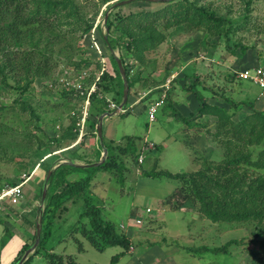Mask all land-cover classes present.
<instances>
[{"label": "rangeland", "instance_id": "rangeland-1", "mask_svg": "<svg viewBox=\"0 0 264 264\" xmlns=\"http://www.w3.org/2000/svg\"><path fill=\"white\" fill-rule=\"evenodd\" d=\"M75 1L80 11V18L70 17L68 22L65 21L60 25V32L66 33V36L64 42L58 45L61 57L58 61L59 66L53 74L48 78H36L30 91L23 97L0 80V122L4 117L8 126L5 132L0 133V195L7 185H13L35 172L24 185L25 194L22 202L30 201L28 190L34 187L36 178L40 177V180L44 181L47 170L55 160L62 156L79 158L77 152L73 151L76 146H73L82 138L81 133L84 134L86 130L85 120L90 116L95 122L100 114L96 108L90 109L89 99L83 100L82 97H77L76 92L85 89H88L89 94L93 92L102 72L108 71L114 76L117 75L112 59V55L115 54L104 40L106 32L104 17L117 0ZM190 1L202 5L211 14L223 16L227 24L230 21L241 22L239 29L232 35L230 45L217 36L209 35L207 24H198V19L185 21L181 26L174 25L168 29L163 27L165 40L157 49L144 50L142 59L117 48L115 53L125 56L131 76L143 78L142 76L147 74L152 83L144 86L141 79L133 87V94L127 103L130 113L107 117L104 122L105 136L106 124L112 120L110 125L117 142L104 137V143L112 144L113 152L126 165L127 168L123 166L122 170L124 179H121L122 175L117 176L116 167L112 171L90 168L85 172L93 175L95 184L92 186V191L96 203L102 209L103 217L112 222L117 231L131 238L130 247L126 250L120 245H109L104 250H98L92 246L81 231L76 230L78 226L89 222V219L84 214V201L73 197L65 201L66 208L63 211L56 213L51 235L45 243L46 249L52 247L57 253L72 255L81 264H251L253 260H264V245L249 242L252 238H257V233L260 231L258 221L254 219L212 221L191 202L174 208L166 203L167 198L165 200L162 198L174 191L179 181L165 175L141 174L142 168L148 171L156 168L185 172L212 167L223 160L225 150L235 153L240 150L244 152L247 146L256 144L246 143L239 134V128H235V123L245 119L250 122L256 121L252 118L253 111H250L247 105L243 104L235 108L236 111L231 116L232 124L229 126L235 128V131L232 132L233 129L229 131L222 125L221 131L224 136L219 138L214 135L221 122L218 116L200 113L198 115L200 121L197 119L198 121L194 122L203 123V126H195L184 119L171 118L170 112L180 110L182 115L188 116L198 103L196 104L194 97L196 95L186 90L187 85L193 83L195 78L202 79L207 75L210 76L205 86L219 90V93L212 96L211 90L205 89L204 85L199 88L210 104L230 108V103L219 94L232 95V98L238 102L255 97L259 92L257 85L249 80L229 81L227 74L229 69L237 71L242 67L264 69V0ZM163 6L161 2L136 0L117 8V11L120 15L127 16L141 11H156ZM89 22L93 23L92 28L83 33V28ZM155 23L161 26L163 18ZM211 31L215 32V30ZM236 42L238 45L247 46L245 54H241L240 48L235 54L229 51V46L233 48ZM69 54L72 56L70 61L67 60ZM0 56L4 58L3 54ZM85 58L91 61V64L79 65V62ZM88 77L94 81L88 83L86 80L83 83ZM175 78H178V81L173 88H176V91H187L185 93L192 98V101L183 104L178 96L181 91L178 94L174 91L176 108L169 104L164 105L158 110L156 120L150 121L148 98L138 99L155 87H162L169 79L172 81ZM114 84L113 87L119 89L117 81ZM249 88L251 94L246 91ZM63 90L77 91L73 92L75 94L72 99V94H69L70 97H62ZM155 96L158 97L157 94ZM101 97L106 98L109 106L115 104L112 93L109 95L100 93ZM22 98L32 107L24 104ZM63 99L68 100V104L59 106L58 103ZM53 105L54 108L51 107ZM81 110V118L75 121L76 125L78 123L77 127H80L81 138L78 136L75 141L61 140L63 144L61 148L56 147L57 143L53 139L57 138L60 141L64 129L73 124L74 116L81 114ZM32 111H35L36 115ZM195 113L199 114L198 108ZM84 115L87 117L84 118ZM91 133L95 138L97 135L95 129H92ZM228 135L236 137V140L230 142L226 139ZM126 136L137 138V157L131 152ZM94 138L92 140L88 138L87 142H83L80 153L85 157L84 161L95 159L97 155L96 160H99L103 155V148L99 149L98 146L99 142L101 144L99 137L97 136L98 143ZM152 143L153 147H151ZM156 143L160 148L155 150ZM141 153L144 155V162L139 161ZM68 170L65 169L62 175L67 174ZM68 174L75 175L76 172L72 170ZM57 189L61 190L62 187ZM6 200L8 198L1 199L0 212L4 210ZM17 208L20 210L19 207ZM147 208H150L149 212ZM10 209H5L6 213H9ZM2 215L6 218L4 212ZM137 218L143 221L142 224L136 223ZM3 223L4 220L2 224L0 223V240L5 236ZM122 225L125 227L121 228ZM19 227H22L21 223ZM233 239H242L245 243L232 245L227 253L216 251L218 247ZM1 246L2 244L0 248ZM206 247L209 249L206 250ZM116 256L119 259L117 262L113 260ZM0 264H3L1 258ZM28 264H47V260L38 253Z\"/></svg>", "mask_w": 264, "mask_h": 264}, {"label": "trees", "instance_id": "trees-1", "mask_svg": "<svg viewBox=\"0 0 264 264\" xmlns=\"http://www.w3.org/2000/svg\"><path fill=\"white\" fill-rule=\"evenodd\" d=\"M108 1L110 0H103V2ZM161 3L164 6L156 11H141L137 14L130 13L127 16H122L117 11V8L126 5L114 8L107 20L108 47L114 51L117 48L126 50L127 53H133L142 59L144 58L142 56L144 50L157 49L159 44L165 40L166 36L162 32L164 28L168 29L174 25L181 26L185 21H196L198 19V24H207L210 31L207 32L209 35L217 36L220 40H224L225 43L227 42V45H230L233 33L241 25L239 20L230 21L228 24L225 23L226 18L215 13H209L208 9L202 5H198L195 1L172 0ZM77 16L80 18V11L75 0H0V55L3 54L4 56V58L0 56V80L2 83L12 87L23 97L25 93L30 91L36 78H48L53 74V71L59 66L58 61L59 57H61L58 45L64 42L66 36V33L60 32V25L65 21L68 22L70 17ZM161 18H163V24L160 26L155 22ZM92 26L93 23H87L83 28V33L90 30ZM211 30H215V32ZM118 31L120 32L118 33ZM238 48H240L241 54L247 52V46L238 45L237 42L233 48L229 46V51L235 54ZM120 57L123 59L126 67L130 85V98L133 94V87L141 79H143L142 84L144 86L150 85L152 81L147 74L143 75V78L139 76L133 78L125 56L120 55ZM71 59L72 56L69 54L67 60L70 61ZM112 59L117 71L116 76L108 71L103 72L96 81V89L90 94L88 89L84 91L76 90L77 92L74 89L72 91L63 90L61 96L70 97L69 94H72L73 99L75 94L73 92H76L77 97H82L83 100L89 99L90 109L96 108L99 114L113 111L122 101L124 83L115 55H112ZM80 64L88 66L91 64V61L85 58L79 62ZM227 75V80L229 81H243V79L238 77L235 70L230 71ZM209 76L207 75L202 79L200 77L195 78L194 82H190L186 88L187 91L196 95L199 102V114L194 113L186 117L175 110L173 115L176 118L184 119L186 122H192L195 126H203V123L194 122L199 118L198 115L200 113L214 114L221 121L218 131L214 134L216 137L224 136V133L221 131L223 126H226V129L229 131L233 129L232 132L235 131V128H239V134L246 143L255 142L256 144L247 146L244 152L240 150V152L236 151L235 153L225 150L223 160L212 167L207 166L198 170L185 172H171L169 170H157L156 168L148 171L142 168L141 174L144 176L165 175L179 181V185L169 195L168 200H165L167 204H171L174 208H179L186 202H191L195 207H199L201 212L212 221L247 219L258 221L260 231L257 233V238H252L249 242L256 245H264V111L255 107L256 99L247 98L238 102L232 98V95L228 96L227 94L219 95L230 103L229 109L210 104L207 102L205 94L199 89L204 85L205 89L211 90L212 96H215L214 94H217V92L219 93V90H215L214 87L209 88V86H205L207 85ZM86 80L88 83L94 81V79L91 81V78L88 77L83 80V83ZM115 81H117L119 89L113 87ZM176 81H178V78L173 79L171 84L174 86ZM163 89L157 86L144 98L147 97L150 100L155 93L162 92ZM170 89L172 88L170 87L167 92ZM100 93L105 95L112 93L115 100L112 101L117 106L110 107L109 102L105 100L106 98H100ZM166 99L167 105L170 99L169 94H167ZM22 100L24 104L32 107L31 104L26 103L27 100L23 98ZM58 104L59 106L68 104V100L63 99ZM243 104L247 105L246 107L250 111H253L252 118L256 119V121L252 120L250 122L248 119H245L240 121V123H235V128L230 127L229 124H232L231 116L235 113V108ZM55 105L51 107L54 108ZM130 111L126 105L125 110L119 115H128ZM32 113L36 115L35 111H32ZM81 116L82 110L81 114L78 113L77 116H74L73 124L64 129L60 141L57 138L53 139L57 143L56 147L61 148L60 146L63 145L61 140L74 139L75 141L78 139L80 127H77L78 123L76 125L75 121L80 119ZM193 118L195 119L192 120ZM4 119L3 117V121L0 122V133L5 132L6 127H8ZM97 122L98 118L95 122H93L90 116L86 118L84 125L86 131L82 134L81 142H84L85 135L91 132L92 129H95L97 132ZM2 123L4 124L1 125ZM126 139H128L129 148L134 157H137V138L126 136ZM226 139H229L231 142L235 141L236 137H229L228 135ZM105 145L109 150L107 160L100 166L91 168L112 171L116 167L118 171L117 176L120 177L122 175L121 179H124L125 176L122 170L123 166L126 167V165L117 158L113 152L112 144L109 143L107 145L105 143ZM98 146L99 149H102L100 142ZM156 147L159 148V145H156ZM121 151L126 152L124 149H121ZM85 160L87 162L95 161L93 159ZM119 161L121 164H119ZM65 169H69L68 172L75 170L84 173L90 168L62 164L53 172L49 181L45 203L41 241L35 252L23 264H28L38 253H41L46 258L47 264H81L72 255L57 253L54 250L45 248V243L51 235L52 223L56 213L63 211L66 208L65 201L73 197H78V199L84 201V214L89 219V222L78 226L76 230L81 231L82 235L89 240L92 246L98 250H104L109 245H120L127 250L131 245V238L117 231L114 224L103 217L102 209L96 203V198L91 191L93 175L87 174L78 179H69L70 174L68 172L62 175ZM58 187H62V189L58 190ZM35 237L36 233L33 235L32 243ZM32 243L25 244L10 264H18L24 252ZM244 243L245 241L242 239H233L227 244L218 247L216 251L227 253L232 245H243ZM80 245H82L81 242ZM205 249L208 250L209 248L206 247ZM117 258L116 256L113 260L117 262ZM251 264H264V260H253Z\"/></svg>", "mask_w": 264, "mask_h": 264}, {"label": "crops", "instance_id": "crops-1", "mask_svg": "<svg viewBox=\"0 0 264 264\" xmlns=\"http://www.w3.org/2000/svg\"><path fill=\"white\" fill-rule=\"evenodd\" d=\"M230 71H231V69L228 70V72H230ZM173 87H175V86H173V84H171L172 89H170V91L167 92V94L170 95V99L168 100V104L173 106L174 108H176V105H175L176 96H175L174 91H176L177 89L173 88ZM180 88L182 90L184 89L183 87H180ZM163 91L155 93V95L157 94V96H159L160 94L163 93ZM179 91H181V90H179ZM179 91H176V93L178 94ZM246 91L249 94H251V92H252V91H250V88L247 89ZM185 92H187V91H181V93L178 94V96L180 97L181 102L183 104L188 102L189 100L192 101V98H189V96ZM155 95H153L152 99L157 98ZM194 97H195V100L197 101L196 104L197 103L198 104L195 105L192 112L188 116L194 114L196 112V109L199 107V102H198L196 96H194ZM152 99H150L148 101L150 102ZM251 99H256L255 107L259 110L264 111V91L260 87H259V92L255 95V97H251ZM166 101H167V99H165L163 106L166 105ZM178 111L181 113L180 110H178ZM170 114L172 115V116H170L171 118L175 117L173 115L172 111L170 112ZM196 114H195V116H196ZM112 117H114V116H112ZM112 117H109V118H112ZM106 118L104 119V122H105ZM199 118H197V119L199 120ZM110 121H112V120H110ZM110 121H109V124L108 123L106 124L107 128H106V134L104 137L113 139L115 142H117L115 137H114V130H113V128H111L112 126L110 125ZM79 138H81V137L79 136ZM88 138H90L92 140L94 138L93 133H91V132L87 133L85 135L84 141L87 142ZM94 139L97 143L99 142V140L97 139L96 136ZM81 140H82V138L80 140L78 139L77 142L75 143V145L73 146V147L76 146V149H74L73 151H76L77 155L79 156V158H76L74 160H76L77 162H80V163H88L87 161H84V157L80 153V150L83 147V142H81ZM156 145H158V144L156 143ZM159 148H160V146H159ZM159 148L155 147V150L159 149ZM96 151L97 150H94V152H96ZM96 158L93 160L96 161ZM144 161H145V159H144ZM75 172H76L75 175H72L73 173L69 175V179H78L82 176L87 175V173H85V172L84 173L78 172V171H75ZM77 173H78V176H77ZM34 174H35V172L30 176L29 180L32 178V176H34ZM36 175H38V174H36ZM40 179H41L40 177L36 178V181L34 182V187L28 190L30 193V201L22 202V200L24 198V194H25V187L23 186V193H22L21 197L17 198L16 201L8 198V200L5 201L6 205L4 207V210L2 209V211L0 212L1 216H2V217L0 216L2 219V220H0V223L2 224V221L4 220V223H3L4 233H3V235L5 234L4 239L0 240V245L2 244V246L0 248V258L3 262V264H10L13 261V259L16 257L18 252L23 248V246L27 243H32V241H33V235H34V233H36V223L38 220V209H39V204H40V200H41L40 194L42 195L41 190L43 189V184H44V181H41ZM27 182H26V184H27ZM91 182H92L91 183V191H92V186L95 184L94 179ZM92 193H93V191H92ZM171 193L164 196L162 198V200H165L166 198H168ZM19 203H21V204H19ZM18 204H19V206H17ZM7 206H9V208ZM10 207H11V209H10ZM17 207H19L20 210H18ZM5 209H10V210H8L9 213H6ZM3 212L5 213L6 218L3 217L4 216V215H2ZM135 221H136V219H135ZM20 223H21V226L23 227V228L21 227L22 229L19 227ZM124 227H125L124 225L121 226V228H124ZM0 238H1V235H0ZM50 250H53V248L50 247ZM143 255H145V254H143Z\"/></svg>", "mask_w": 264, "mask_h": 264}, {"label": "water", "instance_id": "water-1", "mask_svg": "<svg viewBox=\"0 0 264 264\" xmlns=\"http://www.w3.org/2000/svg\"><path fill=\"white\" fill-rule=\"evenodd\" d=\"M133 1H136V0H117L116 2H114L110 6L109 10L106 12L105 17H104V25L106 26V32L104 33V38H105L106 42L108 40L107 20H108V17H109L111 10H113L114 8H116L118 6L129 4ZM146 1L165 2V1H172V0H146ZM110 50H111V52H113L115 54L117 64H118V67H119V70H120V73H121V76L123 79V83H124V92H123L122 101L113 111L103 112L98 117L97 135L99 137V140L101 141V145L103 148V155L99 160L88 162V163L77 162L76 160H74L73 158H70L68 156H62L52 163V165L50 166V168L46 174L44 184H43L42 195H41V200H40L39 209H38V220L36 223L35 240H34L33 244L24 252V254L21 257V259L19 260L18 264H23L30 257V255L33 252H35V250L37 249V247L40 244L42 227H43V222H44V215H45V203H46V198H47V194H48V186H49V181H50V178H51L53 172L58 167H60L62 164H70V165H73L76 167H81V168L97 167V166H100L101 164H103L108 158L109 150H108V147L104 143V119L106 117H112L115 115H119L122 111H124L128 101H129V95H130V85H129V81L127 78L126 67L124 65L123 59L119 55H117L113 49H110Z\"/></svg>", "mask_w": 264, "mask_h": 264}, {"label": "built area", "instance_id": "built-area-1", "mask_svg": "<svg viewBox=\"0 0 264 264\" xmlns=\"http://www.w3.org/2000/svg\"><path fill=\"white\" fill-rule=\"evenodd\" d=\"M104 70V69H103ZM103 73V72H102ZM239 78L243 80H249L253 82L254 84L258 85L263 91H264V69L263 68H244L241 70L236 71ZM171 79H169L165 84H163L162 88H164L163 93L156 99H152L149 102L148 105V117L150 121L156 120V115L158 110L163 106L165 99L167 97V91L171 87ZM147 94H143L140 96V99H143ZM110 107H116L115 104L110 105ZM87 115H84V118H86ZM82 132V131H81ZM83 133V132H82ZM81 133V135H82ZM153 147V143L151 144ZM139 161H144V155L141 153L139 157ZM30 176L24 177L23 180L13 184V185H7L5 188H3L2 193L0 195V200L2 198H10L14 201H16L17 198L21 197L23 193V186L26 184V182L29 180ZM147 211H150V208H147ZM142 220L140 218L136 219L137 224H142Z\"/></svg>", "mask_w": 264, "mask_h": 264}]
</instances>
